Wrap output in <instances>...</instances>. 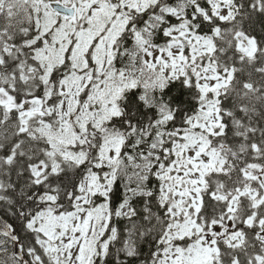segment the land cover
Listing matches in <instances>:
<instances>
[{
  "label": "snow or ice",
  "instance_id": "obj_1",
  "mask_svg": "<svg viewBox=\"0 0 264 264\" xmlns=\"http://www.w3.org/2000/svg\"><path fill=\"white\" fill-rule=\"evenodd\" d=\"M0 264H264V0H0Z\"/></svg>",
  "mask_w": 264,
  "mask_h": 264
}]
</instances>
